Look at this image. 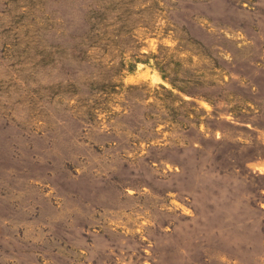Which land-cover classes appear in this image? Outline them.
Instances as JSON below:
<instances>
[{
  "label": "rangeland",
  "instance_id": "rangeland-1",
  "mask_svg": "<svg viewBox=\"0 0 264 264\" xmlns=\"http://www.w3.org/2000/svg\"><path fill=\"white\" fill-rule=\"evenodd\" d=\"M0 264H264V0H0Z\"/></svg>",
  "mask_w": 264,
  "mask_h": 264
}]
</instances>
